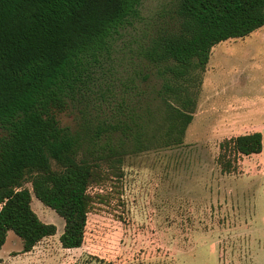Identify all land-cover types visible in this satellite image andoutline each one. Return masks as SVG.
<instances>
[{
	"label": "trees",
	"instance_id": "obj_1",
	"mask_svg": "<svg viewBox=\"0 0 264 264\" xmlns=\"http://www.w3.org/2000/svg\"><path fill=\"white\" fill-rule=\"evenodd\" d=\"M143 2L0 0V250L11 231L24 253L57 234L34 211L33 195L65 220L62 247L81 248L89 214L110 201L94 189L117 188L130 157L184 145L213 48L264 27V0H178L132 49L147 64L116 106L123 119L62 127L57 111L97 92L99 72L119 56ZM152 76L155 86L142 88L139 80ZM263 140L256 131L223 141L222 173H237Z\"/></svg>",
	"mask_w": 264,
	"mask_h": 264
},
{
	"label": "rangeland",
	"instance_id": "obj_2",
	"mask_svg": "<svg viewBox=\"0 0 264 264\" xmlns=\"http://www.w3.org/2000/svg\"><path fill=\"white\" fill-rule=\"evenodd\" d=\"M177 1L144 0L119 56L99 72L97 92L57 111L62 127L123 119L116 106L132 91L135 69L147 64L132 49L142 31L170 19ZM139 81L144 89L156 84L154 76ZM198 101L184 145L130 157L117 188L94 189L110 201L89 214L81 248L62 247L65 220L33 195L34 211L57 234L24 253L22 239L9 232L0 264H264V140L237 173H222L218 163L226 139L256 131L264 139V27L213 48Z\"/></svg>",
	"mask_w": 264,
	"mask_h": 264
}]
</instances>
